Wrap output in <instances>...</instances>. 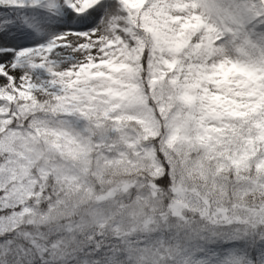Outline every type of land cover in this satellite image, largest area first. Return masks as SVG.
Returning <instances> with one entry per match:
<instances>
[{"label": "snow or ice", "instance_id": "1", "mask_svg": "<svg viewBox=\"0 0 264 264\" xmlns=\"http://www.w3.org/2000/svg\"><path fill=\"white\" fill-rule=\"evenodd\" d=\"M0 264H264V0H0Z\"/></svg>", "mask_w": 264, "mask_h": 264}]
</instances>
